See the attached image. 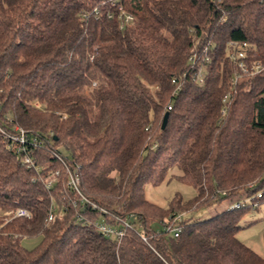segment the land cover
<instances>
[{
  "label": "trees",
  "instance_id": "16d2710c",
  "mask_svg": "<svg viewBox=\"0 0 264 264\" xmlns=\"http://www.w3.org/2000/svg\"><path fill=\"white\" fill-rule=\"evenodd\" d=\"M233 44L264 66V0H0V124L47 146L28 168L0 134V264H264L238 238L253 207L235 208L264 203V71L240 73ZM76 168L88 202L69 187ZM174 168L196 195L164 208L146 187Z\"/></svg>",
  "mask_w": 264,
  "mask_h": 264
},
{
  "label": "built area",
  "instance_id": "2783aa9c",
  "mask_svg": "<svg viewBox=\"0 0 264 264\" xmlns=\"http://www.w3.org/2000/svg\"><path fill=\"white\" fill-rule=\"evenodd\" d=\"M113 4L115 5V3ZM119 10H120V17H121V28H123L126 24L132 22L134 20V17L132 14L123 10L122 7H119ZM244 48H246V45L242 47L240 45L233 44V48H231V50L229 51V59L235 65H237V67L240 70V73L258 74L264 71V66L261 63L255 64L252 67L249 66V64L246 61V52ZM207 50L208 48L205 49V52ZM190 60L193 62L194 65L197 62L196 56L191 57ZM209 61H210V57L208 56V53H207L205 54L204 62L207 63ZM204 71H205L204 68H202V70H200L198 73L195 74L194 79L197 83H201V84L203 83ZM234 81H236V79H234ZM174 82L176 83V79L174 80ZM179 89H180V84L177 83L176 90L178 91ZM1 94H2V89L0 88V113L2 111V104H3ZM228 98L229 96L227 95L224 98L225 107L223 110V115L226 114L229 108ZM35 107L41 108V104L36 103ZM168 109H171V106H169ZM10 122H12V120H10ZM0 134L16 147L17 154L21 156L22 164L26 165L28 168L33 167L36 170H38V167L34 160L32 150L47 149L46 143L42 138L29 134L25 129H23L22 127L18 125H15L11 128V130H8L2 127L0 124ZM60 159L62 160L63 163H65L64 159L62 158ZM68 173L70 174V180L68 183L69 187L73 191L79 193L82 196L83 202H88V200L82 195L80 191L79 169L76 168L74 171H71L70 169H68ZM59 175H60V171H55L54 179H53L54 182L58 180ZM45 184L47 185L48 188H50L52 185V182L48 181ZM260 197H262V193L258 194V198ZM248 204L251 205L253 209H255L259 206V201L255 200V202H253V199H251V200L242 202L240 204H237L235 208L245 207ZM93 208L96 209L98 208V206L96 204H93ZM8 214L9 215L13 214V212L10 211L8 212ZM14 215L16 217H30L31 216L30 212L24 208L17 209L16 212H14ZM54 216H55L54 212H50L47 218V224L51 223L54 220ZM171 219H172V225L167 228V231L174 233V235L177 237L179 236L181 232V227L179 224L183 221L184 216L183 214L178 213V214L173 215ZM119 220L121 219L119 218ZM96 226L99 229V231L104 233L106 236H110V237L115 236L121 239L125 235V229L113 227V226L107 225L104 222L96 223ZM124 226L126 228L131 227V225L127 222H124ZM144 239L146 240L145 237Z\"/></svg>",
  "mask_w": 264,
  "mask_h": 264
},
{
  "label": "rangeland",
  "instance_id": "374dc122",
  "mask_svg": "<svg viewBox=\"0 0 264 264\" xmlns=\"http://www.w3.org/2000/svg\"><path fill=\"white\" fill-rule=\"evenodd\" d=\"M64 154L65 156H69L66 152H64ZM179 175L180 171L174 168L161 184L156 186L149 184L146 187L147 199L159 206L167 208L178 195L181 196L184 201L194 198L196 190L192 186L180 181L178 178ZM213 213L207 210H200L194 214V217L208 218L212 216ZM180 214H183L184 218L189 217L185 211L180 212ZM241 225L243 228L238 232V238L264 257V203L256 209L249 210L241 220ZM41 241L42 237L37 236L26 237L22 242L27 249L32 250L37 248Z\"/></svg>",
  "mask_w": 264,
  "mask_h": 264
},
{
  "label": "water",
  "instance_id": "95a60500",
  "mask_svg": "<svg viewBox=\"0 0 264 264\" xmlns=\"http://www.w3.org/2000/svg\"><path fill=\"white\" fill-rule=\"evenodd\" d=\"M168 118H169V113H166L164 118H163L162 129H164L166 127L167 122H168Z\"/></svg>",
  "mask_w": 264,
  "mask_h": 264
}]
</instances>
